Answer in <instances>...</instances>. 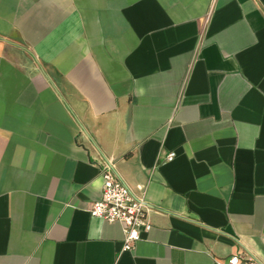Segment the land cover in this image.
<instances>
[{
  "label": "crops",
  "instance_id": "0c3cea01",
  "mask_svg": "<svg viewBox=\"0 0 264 264\" xmlns=\"http://www.w3.org/2000/svg\"><path fill=\"white\" fill-rule=\"evenodd\" d=\"M111 158L128 251L89 211ZM235 253L264 264V0H0V264Z\"/></svg>",
  "mask_w": 264,
  "mask_h": 264
},
{
  "label": "built area",
  "instance_id": "2783aa9c",
  "mask_svg": "<svg viewBox=\"0 0 264 264\" xmlns=\"http://www.w3.org/2000/svg\"><path fill=\"white\" fill-rule=\"evenodd\" d=\"M175 156L176 152L173 151L167 154L166 159L172 161ZM114 164L111 158L101 168L102 195L91 205L89 211L91 215L105 219L108 223H119L123 226L122 251H128L143 239L145 232L153 228L147 216L150 206L145 196L134 192L117 176ZM216 264H263V262L253 254L235 253L216 261Z\"/></svg>",
  "mask_w": 264,
  "mask_h": 264
}]
</instances>
